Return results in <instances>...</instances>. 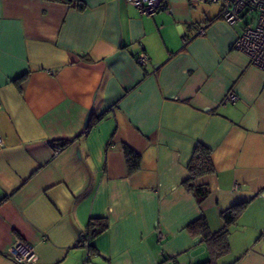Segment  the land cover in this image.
Listing matches in <instances>:
<instances>
[{
	"label": "crops",
	"instance_id": "1",
	"mask_svg": "<svg viewBox=\"0 0 264 264\" xmlns=\"http://www.w3.org/2000/svg\"><path fill=\"white\" fill-rule=\"evenodd\" d=\"M166 3L0 0V264L18 239L34 264H198L208 243L189 225L217 232L244 201L217 264H264V70L219 3ZM47 139L66 143L55 155ZM198 144L213 165L193 180L200 202L184 184ZM94 219L107 226L88 250Z\"/></svg>",
	"mask_w": 264,
	"mask_h": 264
},
{
	"label": "built area",
	"instance_id": "2",
	"mask_svg": "<svg viewBox=\"0 0 264 264\" xmlns=\"http://www.w3.org/2000/svg\"><path fill=\"white\" fill-rule=\"evenodd\" d=\"M134 6L140 14L151 16L157 11L169 12L170 8L166 0H126ZM192 4L197 3H219L220 15L229 24L244 22V27L233 42V48L245 54L251 64L264 70V0H190ZM206 29L201 26L197 34H205ZM134 60L141 66L149 64L146 53L141 52L134 55ZM237 94L229 91L223 98V102L234 103ZM51 146L53 154H57L63 147L62 143L52 139L46 140ZM3 139L0 135V146ZM87 246V243H85ZM7 255L16 264H34L36 253L34 246L22 240H16L7 250Z\"/></svg>",
	"mask_w": 264,
	"mask_h": 264
},
{
	"label": "trees",
	"instance_id": "3",
	"mask_svg": "<svg viewBox=\"0 0 264 264\" xmlns=\"http://www.w3.org/2000/svg\"><path fill=\"white\" fill-rule=\"evenodd\" d=\"M78 7H82V3H77ZM100 116L92 119L90 125H93ZM89 128V127H88ZM65 145L66 141H58ZM124 154L127 164L130 168H135V164L139 159V155L135 153L130 147L124 146ZM213 171V165L210 157V150L202 144H198L191 156L188 164L189 176L184 182L186 188L195 195L196 200L200 202L207 194L208 190L204 186H194L193 180L202 175H206ZM247 205V201L239 202L231 205L230 207L222 210L220 216L223 220V226L217 232H210L208 230L207 221L204 216L195 220L189 225V229L199 228V231L203 235L204 239L208 243L209 257L207 260L198 264H217V259L223 253L229 250L228 233L229 227L233 225L240 215L244 212ZM107 226V223L103 219H94L90 221L87 226V230L81 235L79 243H87L88 250L91 248L90 239L95 235L103 231Z\"/></svg>",
	"mask_w": 264,
	"mask_h": 264
}]
</instances>
